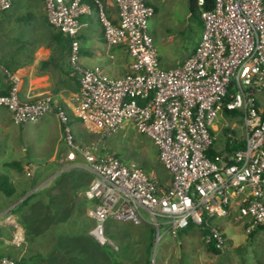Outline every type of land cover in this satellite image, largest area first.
I'll use <instances>...</instances> for the list:
<instances>
[{
	"label": "built area",
	"instance_id": "built-area-1",
	"mask_svg": "<svg viewBox=\"0 0 264 264\" xmlns=\"http://www.w3.org/2000/svg\"><path fill=\"white\" fill-rule=\"evenodd\" d=\"M114 1L119 22L109 16L104 0H44L50 23L71 38L69 61L80 82L71 103L89 118L88 126L99 139L78 142L68 113L51 94L23 100L20 78L2 63L0 69L12 86L0 94V105L12 111L18 124L57 111L68 147L65 159L75 163L80 157L94 175L84 195L94 201L89 208L94 220L90 235L100 244L115 245L107 235L110 220L142 222L147 211L159 229L168 224L176 233L191 224L204 226L205 241L223 251L230 239L215 218L230 217L239 209L251 217L250 228L264 224V109L256 97L264 91V0H215L210 8L199 0L201 41L183 63L170 68L163 66L150 32L155 7L148 0ZM92 3L107 44L126 46L131 53L130 71L122 76L81 64L80 16L94 11ZM13 5L14 0H0V13ZM225 108L240 111L243 137L235 132L237 123L226 120L223 127L229 128L233 141L243 138L245 146L212 156L215 127ZM129 123L157 145L173 178L168 189L161 187L155 173L127 164L105 146L108 136ZM14 214L1 215L0 228L11 235L0 239L20 250L28 242L18 221L11 219ZM22 260L23 254H0V264Z\"/></svg>",
	"mask_w": 264,
	"mask_h": 264
},
{
	"label": "rangeland",
	"instance_id": "rangeland-1",
	"mask_svg": "<svg viewBox=\"0 0 264 264\" xmlns=\"http://www.w3.org/2000/svg\"><path fill=\"white\" fill-rule=\"evenodd\" d=\"M148 2L155 7L149 27L156 38L162 64L175 66L189 57L201 41L203 26L196 18L197 15L201 18V13L198 11L194 16L191 0ZM92 5V17L98 24L97 7ZM199 9L201 11V7ZM53 31L57 30L48 21L43 0H14L9 10L0 13V55L29 58L42 46V49L52 51L54 59L61 61L59 53L48 46ZM99 49L103 51L100 56L110 75H122L128 70L130 57L126 50L112 59L103 39H100ZM66 62L65 55L62 67H66ZM58 69L56 66L51 69L54 80L62 76ZM6 77L12 82L8 75ZM61 80L70 84L66 77ZM65 93L68 99L73 96L69 91ZM256 97L258 102L262 100L260 93H256ZM50 116V121L41 125L34 122L18 124L12 111L0 105V176H7L15 188L12 195L0 188V216L4 214L6 218L15 212L14 221H18L28 242L15 250L0 239V254H23L26 264H147L149 258L153 264H264V228H250L251 217L239 209L230 217L214 219L230 239L229 246L220 253L209 249L201 226L192 225L189 230L176 233L169 230L168 224L159 229L147 211H143L146 219L142 222L110 220L107 223V235L115 245L97 242L90 235L94 221L88 210L94 201L85 196L78 198L81 184L78 185L83 181H76L82 178L84 183L90 184L92 178L83 167L67 169L49 160L51 145L54 147L59 143V152L67 149L56 116L46 115ZM69 117L77 140L99 139L90 135L84 123L79 128L71 113ZM231 121L239 125L235 132L243 137L241 126L244 122L239 110L238 115L232 113ZM61 134L62 140L58 141ZM35 135L38 138H33ZM104 144L127 164H138L155 173L163 187L169 186L171 174L160 160L156 144L133 124L118 129L104 140ZM28 196H31L28 203L21 205ZM160 221L164 219L160 218ZM9 226L16 232L14 226ZM10 234L7 228H0V236L10 237Z\"/></svg>",
	"mask_w": 264,
	"mask_h": 264
},
{
	"label": "crops",
	"instance_id": "crops-1",
	"mask_svg": "<svg viewBox=\"0 0 264 264\" xmlns=\"http://www.w3.org/2000/svg\"><path fill=\"white\" fill-rule=\"evenodd\" d=\"M162 1H164V0H162ZM104 4H105L106 11L109 14V16L112 18V20L114 22H119L120 21L119 7L116 4V2L114 0H104ZM198 11H199V13H201L199 8H198ZM97 13H98V10H97ZM93 14H94V11L90 14H83L82 16H80L81 28H80V33H79V39L81 41V48H80L81 64L86 68H101V69H104L108 72V68L105 65L106 63L104 62L105 60H103V58L100 56L101 53L103 54V51H101L99 49L100 39H103L104 42L106 43L107 47L109 48L110 58H112V59L117 58V55L121 56L123 51L126 50L129 53L130 64H131L132 56H131V53L129 52V50L127 49V47L123 46V45H113V46L108 45L106 38H105V34H104V26L100 21L99 15L97 16L98 24H96L94 22L93 17H92ZM47 16H48V13H47ZM200 19L202 21V18H200ZM48 21H49V18H48ZM49 23H50V21H49ZM201 26H203V30H204L203 21H202ZM52 27H54L57 31L59 30L53 25H52ZM59 31H61V30H59ZM65 35L67 37H69L67 34H65ZM69 39H70V44H71V38L69 37ZM42 48H43L42 46L40 48H36V50L29 56V58L28 57L26 58L25 56L21 57V58H15L12 55L11 56L0 55V63H2L6 69L15 73L20 78V82H21V84H20L21 85L20 96L23 100L37 99L38 97H40L43 94H51L54 97L56 104L61 106L63 109H65L66 112L68 113V116L70 113L74 116L75 123L78 124L79 128L82 126L83 123L85 125H87V127L89 128V126H88L89 118L83 117L80 114V112H78L75 109V107L71 103V98L68 99V95L65 93L66 91H69V93L74 94L76 91L79 90V87H80L79 74L74 73V71L72 70L70 61H69L70 50H69L68 54L66 55V57H67V62L65 64L66 67L65 68L62 67L61 70L58 69V70H60L59 73L62 76L60 77L59 80L58 79L54 80L55 78L53 76V73H51V69L53 68L54 65L51 64V65H48L46 67L41 66V62L43 60H48L51 58L52 51H47V50L42 49ZM196 48H195V50H196ZM70 49H71V45H70ZM40 50H42V52ZM84 54H86V55H84ZM82 55H83V58H82ZM184 61H182L181 63H183ZM181 63H179V64H181ZM130 64L128 66V70L124 74H126L127 72L130 71ZM179 64H176L175 66H177ZM172 67H174V66H172ZM168 68H170V67H168ZM124 74H122V75H124ZM6 75L7 74H5L0 69V94H3L5 92L8 93L11 89V86H12V84H11L12 82H8ZM122 75H114V76H122ZM63 77L64 78L66 77L70 80L69 85H68V83H62L61 79ZM76 86H78L77 89H76ZM260 95L262 98V100H261L262 103L260 102L261 107L264 109V91L261 92ZM49 114H53L56 116L57 127L59 130H61V132L63 131L64 135H65L64 124L62 123L60 117H58L57 112H55V111H53V112L51 111V112L44 114L39 120L35 121L34 123H38V125H41V123H48L50 121L49 119L51 118V116L46 117V115H49ZM231 117H232V111L230 112V110H227L226 108L220 112V115H219L220 122L215 127L217 139H216L214 146L211 148V151H210L211 152L210 154L212 156L216 155V154L232 153L234 150H236L238 148H242L241 146H243V147L245 146V140L243 138H239V139L233 141L232 139H230L228 137L229 128L223 127L226 120L231 121ZM90 119L94 120V121L96 120L95 118H90ZM70 121H71V117H69V122ZM129 124H131V123H129ZM89 132H90V135L91 134L96 135V136H98V138H100V135L97 132L92 131L90 128H89ZM33 138H38V136L35 135V136H33ZM75 138H76V136H75ZM61 140H62V134L58 138V141H61ZM63 140H65L64 137H63ZM95 140H97V139H95ZM77 141L78 142H84V143L92 142V141L85 142L84 139H79ZM65 144H66V142H65ZM50 147H51V151L49 153V156H50L49 160L50 161H56L59 163V165L61 164V165H63V167L66 166L67 169L83 167L84 169H86L88 171L87 172L88 177H91L93 179V177H94L93 173L88 168L85 167V163L80 157L74 163V162H71V161H68L65 159L67 149L59 152V149H60L59 143H56L54 145V147H52V145ZM51 154H52V156H51ZM62 169H60V171H62ZM151 173H153V172H151ZM80 180L83 182L79 183V185H78L80 187V184H81V189L78 191V193H79L78 198L82 199V198H84L83 196H85L84 192H85L86 188L89 186V183L88 184L84 183V179H82V178L76 179L77 182H79ZM92 205H93V203L91 204V206ZM89 208H88V210H89Z\"/></svg>",
	"mask_w": 264,
	"mask_h": 264
},
{
	"label": "trees",
	"instance_id": "trees-1",
	"mask_svg": "<svg viewBox=\"0 0 264 264\" xmlns=\"http://www.w3.org/2000/svg\"><path fill=\"white\" fill-rule=\"evenodd\" d=\"M198 1L199 0H191V10H192V13L194 14V16L197 15L198 8L201 7V5H199ZM214 3H215V0H205V3H204V5L202 7H204V8H210V7H212L214 5ZM196 18L199 19L198 22H199L200 25H202V21H201L200 17L197 15ZM48 46L49 47H52V50L54 52L57 51L59 53V56L61 58V61H58V60L54 59L53 56H51L50 59L43 60L41 62V66L42 67H46V66L52 64V65L58 67L59 69H61L62 63H63V60H64V57H65V55L68 54V52L70 50V39H69V37H67L63 32H61L59 30L58 31H53L51 33V39H50V42L48 43ZM5 93H7V92H5ZM232 113L238 114V111L235 110V111H232ZM241 147H243V146H241ZM14 165H18L20 168H23L22 166H20V164L18 162H14ZM148 172H150V171H148ZM172 179L173 178H172V175H171V182H170L169 186L163 187V185L160 183L161 187L164 188V189H168L170 187L171 183H172ZM0 188L3 189L4 191H6L10 195H12L15 192V188H14L13 185L10 184L9 179H8L7 176H0ZM30 197L31 196H28L20 204L23 205L26 202L28 203ZM14 210H16V208ZM192 225H194V224H191L190 226H188L187 228L182 229V230L183 231H187V230H189L192 227ZM201 227L203 228V232L202 233L205 236V234H207V230L205 229L204 226H201ZM261 228H264V224H261V225L257 226L256 229L259 230ZM182 230H180V231H182ZM257 230H255V231H257ZM153 231L155 232V229H153ZM29 238L31 240H33L32 237H29ZM207 244H208L209 249L213 253H220L221 252V250L217 249L212 244H209V243H207ZM151 253H152V250L150 251V255H151ZM21 264H26V259H24V257H23V260H22ZM147 264H153L150 258L147 260Z\"/></svg>",
	"mask_w": 264,
	"mask_h": 264
},
{
	"label": "bare ground",
	"instance_id": "bare-ground-1",
	"mask_svg": "<svg viewBox=\"0 0 264 264\" xmlns=\"http://www.w3.org/2000/svg\"><path fill=\"white\" fill-rule=\"evenodd\" d=\"M11 219H12V221H14V218H13V216H11Z\"/></svg>",
	"mask_w": 264,
	"mask_h": 264
}]
</instances>
